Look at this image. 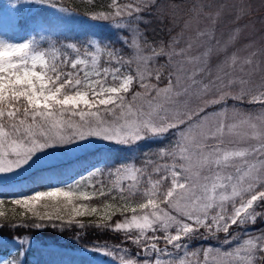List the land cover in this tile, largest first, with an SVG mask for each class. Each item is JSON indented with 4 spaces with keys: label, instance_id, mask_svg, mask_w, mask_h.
<instances>
[{
    "label": "snow or ice",
    "instance_id": "obj_1",
    "mask_svg": "<svg viewBox=\"0 0 264 264\" xmlns=\"http://www.w3.org/2000/svg\"><path fill=\"white\" fill-rule=\"evenodd\" d=\"M38 2L55 4L53 0ZM155 2L156 0H142L143 6L137 4L133 8L131 5L121 7L113 0L114 12H99L91 18L110 21L113 16H124L126 11L128 17H133L135 13L134 21H139V14L144 8L153 6ZM60 10L68 11L63 7ZM114 25L130 29L134 34L133 38L129 41L128 37H124L125 43H131L133 47L139 46L138 39L142 37L138 27L119 21ZM204 34L198 33L200 36ZM144 44L147 42L144 41ZM66 48L76 52L77 58H73L68 52L61 53L52 45L46 50H41L31 41L20 45L0 41L5 72L8 69L14 70L11 78L5 76L4 90L0 92V174L27 165L41 150L82 141L87 137H100L125 145L132 144L144 138L146 133L160 135L170 130L174 125L165 124L162 114L165 117L170 114L177 118L181 116L178 109L183 105L178 97L183 93L174 89L171 82L160 88L147 82L151 77L146 78L143 72L138 71L136 75L123 74L121 67L125 64L130 67L133 61H124L121 54L115 50H107V63L119 66H114L111 71L107 67L102 68L98 61L105 48L95 41H90L84 48L82 55L86 58H79L81 50L76 45L67 44ZM146 48L152 53L151 57H143L146 62L164 55L171 61L172 55H180L165 54L163 47L159 51L152 46ZM230 59L233 64L237 61L235 54ZM17 61L20 62L19 65ZM252 63L250 58L243 61L244 66ZM241 71L243 72V67ZM195 75L196 73H192V77ZM159 78L157 73L156 79ZM169 80L171 81V77ZM134 83L138 84L141 90L133 91ZM193 83L196 81L193 80ZM234 83L235 81L230 80L227 86ZM239 83L244 87L241 88V94L234 99H243L246 95L250 97V103H259L264 107V90L256 92L248 88L243 78ZM203 87L207 89L208 85ZM260 87L264 89V84ZM220 99L223 100L224 97L221 96ZM218 102L210 101L212 104ZM198 126L189 122L185 132L180 133L181 140L177 142V150H167L159 154L162 160L171 159V164L149 160L143 167L129 164L116 169L117 174L124 172L130 181L126 188L120 187L121 197L126 195L131 200L143 197V200L139 207L131 208L130 219L116 223L113 230H124L126 239L140 247L145 257H154L152 261L141 262L137 258H127V251L117 247L119 252L125 253L120 256V264H162L160 256L167 249L158 247L161 238L166 246L178 252L183 250L182 254L187 256V244L181 241L191 238L201 228L213 238L216 233L223 232L224 244L238 242L237 247L231 251L221 248L205 250L203 264H209V256L236 257L239 258V264H264V233L249 236L242 243L239 242V237L230 233L232 226L253 224L264 218V210H258L264 209V131L249 137L257 139L258 144L228 151L223 144L208 146L199 143V140H217V137L223 139L226 127L223 123L207 135L201 134L199 138L189 139L194 128ZM97 172L82 178L67 187V190L58 188L40 191L29 197L12 199L11 203L31 211L42 201L56 202L52 204L54 214L34 213L40 222H34L33 226L43 227L42 222H49L53 227L70 226L74 219L64 221L62 215L69 206L68 214L73 218L97 211L94 207L89 209L87 205L76 204L74 201H87L97 195H108L103 187L92 193L79 189L82 181L94 178ZM61 199L62 204L59 203ZM152 199H158L161 205L149 212ZM4 202V199H0V205ZM138 214H143V223L137 219ZM2 215L3 213H0V216ZM77 226L84 228L85 224L77 223ZM96 226L108 227L106 224ZM170 229L174 230V234ZM133 231L138 234L130 235ZM149 232L152 233L150 238L146 235ZM158 232L164 235L158 237ZM18 239L23 243L27 242L28 237ZM191 255L199 254L192 252ZM0 264L20 262L17 258L0 261ZM181 264H184L183 260ZM196 264H200V261L197 260ZM212 264H215V260Z\"/></svg>",
    "mask_w": 264,
    "mask_h": 264
},
{
    "label": "rangeland",
    "instance_id": "obj_2",
    "mask_svg": "<svg viewBox=\"0 0 264 264\" xmlns=\"http://www.w3.org/2000/svg\"><path fill=\"white\" fill-rule=\"evenodd\" d=\"M133 1V2H132ZM128 0V2L119 4L121 7L125 5H131L133 8L137 4L142 5V0ZM182 6H179V2H171L170 8L172 13H179L181 9H185L186 17L181 22L178 34L170 39L169 47L164 51L168 53H180V55H172L171 61L167 55L166 65L169 70H165L166 83H161L162 79V66L157 64V57L144 61L143 57H151L152 53L145 50L138 39V47H133L132 53L129 57H123L124 61H133L131 67L128 68L127 64L121 67V72L125 75H136L137 72H143L147 77H151L147 82L157 85L160 88L166 87L170 82L173 88L181 91L183 94L178 97L182 108L178 109L181 116L177 118L174 115L167 117L163 116L162 119L165 124H173L174 126L160 135H152L146 133L145 137L132 144H121L113 141H107L100 137H87L82 141H74L67 145H57L41 150L36 153L31 161L21 168L14 170L6 174H0V182L14 181L18 182L19 177L29 173L37 167L49 165L56 162H61L66 159L72 158L79 153L94 149V148H109V147H124L123 154L114 161L111 165L101 168V160L87 170L77 175L75 178L68 180L62 184L52 183L48 187L36 188L32 191L17 192L11 195H0V199H4V204L0 205V213H28L34 215V213H53L52 201H42L31 211L23 208L22 206L14 205L10 202L12 199L29 197L40 191H47L58 188H65L77 183L82 178L87 177L93 172H97V175L89 180L82 181L79 189L80 191L92 193L98 192L101 187L108 195L102 196L103 201L100 204H91L88 201L78 200L74 201L76 204H85L89 209L96 208L95 213H87L80 217H72L68 213L69 209L64 210L62 213L63 220L68 221L74 219V223H84L86 220L100 221L111 216V212L114 210L125 211L130 210V214L125 215V218L119 223L125 222L126 219H130L132 212L131 208L139 207L143 200V197H137L136 200L128 199L125 195L121 197L120 187L126 188L130 181L124 172L116 173V169L123 168L125 165H134L135 167H143L147 161L151 160L160 164H171L172 160H162L159 154L167 150H177V142L181 140L180 133L185 132L188 127V123L198 124L199 126L194 128L189 139L196 137L199 138L201 134L207 135L214 131L219 124L223 123L225 127V134L223 139L217 137V140H199L200 144H206L208 146H218L223 144L225 150L232 151L254 146L259 143L257 139H249L254 135H258L260 131H264V107L259 103H250V97L244 96L243 99H234L235 96L241 94V88L244 87L239 83L243 78L247 82V87L258 92L261 89V85L264 84V0H184ZM55 3V2H54ZM2 10L6 15H10L14 20L18 18L17 13H25L28 9L32 10L39 5L45 7L48 10L50 16H52L51 29L52 32L62 31L73 26H96L102 23L99 19L91 18L92 15H81L73 10L63 7L59 4H49L37 2L36 0H0ZM68 9L67 12L61 11L60 8ZM115 11V9H113ZM219 13L217 16L216 14ZM136 14L134 13V16ZM141 17V13L139 14ZM133 17H128L125 11L124 16L115 17L109 21L111 26L117 28L118 34L127 33L131 40L133 35L130 29L127 27H117L114 24L116 22H125L131 24L132 27H136V21ZM188 16V17H187ZM180 17V16H179ZM50 30L48 25H44L43 30ZM204 32L203 36L198 33ZM140 33V31H139ZM29 32H26L19 38H7L0 36V41L5 44L20 45L29 42ZM97 44H99L96 40ZM100 45V44H99ZM92 51V49H90ZM235 54L237 61L235 64L230 59ZM254 54V55H253ZM78 54L74 56L77 58ZM79 58H86L79 55ZM246 58L252 59L251 65L244 66L243 61ZM108 56L107 51L104 50L99 57L98 63L100 66L107 67L111 71L114 65L107 63ZM19 65V61L16 62ZM90 63V61H89ZM243 67V72L241 71ZM13 69H8L5 72L3 67V53H0V92L4 90L5 76L11 78ZM159 73V80L156 79V75ZM192 73H196L192 77ZM171 77V81L169 80ZM189 77H192L191 79ZM193 80L196 83H193ZM235 81L231 86H227L229 81ZM178 81V82H177ZM208 85L207 89L203 86ZM139 87V86H138ZM137 88L134 91H139ZM186 90V91H185ZM131 95V94H130ZM224 99L221 100L220 97ZM219 101L212 104L210 101ZM191 118V119H190ZM180 121L184 123L181 124ZM247 121V123H245ZM255 127L252 128L251 126ZM187 143V142H186ZM151 170V169H149ZM75 190V189H73ZM111 198H110V197ZM63 203L62 199L59 202ZM48 204V207L44 205ZM161 201L158 199L151 200L152 208H159ZM264 210V209H258ZM143 214H138L137 219L143 223ZM188 222V221H186ZM67 229V228H66ZM124 231V230H122ZM174 234V230L170 229ZM67 230H65V233ZM126 234V232L124 231ZM231 235L240 238V243L249 236H256L264 233V218L257 220L255 223H248L244 226H232L230 229ZM63 234V235H64ZM138 233L133 231L130 235L135 236ZM127 235V234H126ZM149 238L152 233L146 234ZM158 237H162L164 233H156ZM196 237H193V236ZM191 238L182 240L181 243L187 244L188 255L182 254L183 250L173 249L171 247L161 254L160 258L162 264H181L183 260L184 264H196L199 260L200 264H203L205 250L212 248H221L222 250L231 251L237 247L236 241H231L229 244H224L225 234L223 232L216 233L215 237H210L205 229L201 228ZM64 238V236H62ZM231 239V236H229ZM19 243L18 239L14 240ZM33 239L27 240V245L32 244ZM151 242V241H149ZM36 244H41L40 241H34ZM70 243L69 238L62 241H53L49 239L47 244H42L43 247H47L55 253L52 259H57L58 255L62 257L60 262L65 264H78L81 256H76V261L68 259L62 254V250H70L69 252L81 253L82 260L86 261L84 264H106L117 263L120 264V256L125 253L119 252V249H125L120 243H110L104 245H98L97 247H87L79 249L75 247H67L66 244ZM164 241L161 238L158 242V247L162 248ZM104 249V251H102ZM126 250V249H125ZM127 251V250H126ZM105 252H113V255H108ZM192 252H197L198 256L191 255ZM171 253V255H169ZM144 255V254H142ZM179 256V259L177 257ZM145 257V256H144ZM127 258L136 259L137 257L132 255L130 251H127ZM51 259V260H52ZM138 259V258H137ZM153 256H147L143 261H152ZM209 264L215 260V264H239V258L236 257H214L209 256ZM7 257L0 255V261H7ZM20 264H23V260L19 259Z\"/></svg>",
    "mask_w": 264,
    "mask_h": 264
},
{
    "label": "trees",
    "instance_id": "obj_3",
    "mask_svg": "<svg viewBox=\"0 0 264 264\" xmlns=\"http://www.w3.org/2000/svg\"><path fill=\"white\" fill-rule=\"evenodd\" d=\"M36 1L38 2V0ZM53 2L85 16L99 12L106 14L114 12V8L112 7L113 0H53ZM126 2L128 0H116V3L120 5ZM171 2H179L180 7L182 3H185L184 0H156L153 6L144 8L140 20L135 22L142 37L140 39L141 46L149 52L151 50L146 48L148 46H152L157 51L161 47H163V51L167 50L170 39L178 34L181 22L188 14H186L183 8L178 14H173L170 8ZM17 16L18 18L14 20L10 15H6L0 4V36L19 38L26 32H29V42H33L35 47L46 50L49 45H52L56 49H59L61 53L68 52L73 58L77 53L67 49V44L76 45L82 53L84 48L89 45V42L93 40L102 45L106 51L115 50L119 52L122 58L129 57L133 52L131 43L126 44L123 39L124 37H128L129 41H131L130 36L127 33L118 34V29L111 26L108 20H101L102 23L96 26L83 25L78 27L77 25L62 31L52 32L50 23L52 16L41 5L32 10L28 9L25 13L20 14L18 12ZM44 25H48L50 30H43ZM144 41L147 42L146 45ZM157 59V64L163 67L161 76L164 80L161 83L165 84L167 77L163 74H165L166 69L169 70L165 63L166 58L165 56H158ZM127 67L130 68L131 66ZM137 88H139L138 84L134 83L132 90L134 91ZM123 149L124 147L121 146L89 149L64 161L37 167L19 177L18 182H0V195L8 196L17 192L32 191L36 188L48 187L52 183L62 184L75 178L89 167L100 163L101 160H104V162L100 163V167L105 168L120 158L123 154ZM87 201L91 204H100L103 201V197L97 195ZM128 214H130V210H114L110 214V219L106 218L100 221L86 220L83 223L85 224L84 228L78 227L76 223L61 228L59 226L53 227L49 222H42L44 224L43 227L33 226L34 222H40L36 215L22 214L19 211L4 213L0 216V255L6 256L8 260L22 259L23 264H65L64 262H60L62 258L60 255H58L57 259H52L54 256H57L55 253L58 252L51 251L47 247H43L42 244H47L49 239L53 241H61L62 239L63 241L69 238L70 243L66 244L68 248L76 246L82 249L110 243H120L132 255L142 260L145 257L142 255L140 247L127 240L124 231L117 232L113 230L114 225L122 221L125 215ZM57 223H60V221H57ZM100 224H106L108 227L96 226ZM65 230H67L66 234H64ZM24 236L42 243L36 244L32 241V244L27 245L26 242L22 243L18 239ZM17 239L19 243L14 241ZM62 251L61 256L63 255L74 261H76V256H81L78 264L86 263V261L82 260L81 253H73L69 252L70 250L65 251V249Z\"/></svg>",
    "mask_w": 264,
    "mask_h": 264
}]
</instances>
